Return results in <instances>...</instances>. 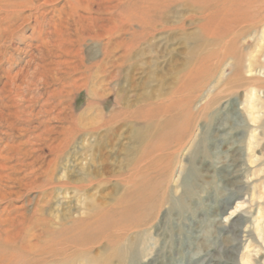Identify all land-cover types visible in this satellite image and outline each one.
<instances>
[{"label":"rangeland","instance_id":"374dc122","mask_svg":"<svg viewBox=\"0 0 264 264\" xmlns=\"http://www.w3.org/2000/svg\"><path fill=\"white\" fill-rule=\"evenodd\" d=\"M24 1L0 0L2 237L31 248L111 204L133 152L164 133L151 231L73 264H264V14L245 22L264 0ZM117 99L139 118L106 149ZM90 175L112 183L80 189Z\"/></svg>","mask_w":264,"mask_h":264},{"label":"bare ground","instance_id":"6f19581e","mask_svg":"<svg viewBox=\"0 0 264 264\" xmlns=\"http://www.w3.org/2000/svg\"><path fill=\"white\" fill-rule=\"evenodd\" d=\"M3 1L6 3L4 10L8 9L7 12L12 11L14 13V12H18L19 10L23 12L22 8H25L26 6L24 5L25 4L24 0L23 1L18 0L15 2H12L13 0L12 1L3 0ZM187 1H190V0H187ZM255 2H258V0H255ZM260 9L264 11V2H263V7ZM251 13L247 14V19L245 20V22L247 21L253 22L251 20L253 19L254 15L264 14L261 11L255 14L253 13L251 14ZM160 24L162 23L156 22L153 24V32L157 31V29L160 27L159 26ZM236 69H237L236 71L238 72L240 71L239 67ZM236 71L234 72V76H233L234 79L239 78V74ZM255 80L261 81L259 79H255ZM261 82L264 83V80ZM251 90L253 91L255 90V88H251L248 91H251ZM227 94H229V92ZM248 94L250 95L249 92ZM123 100L124 99L116 100V106H118L117 107L118 114H116L115 118L113 117L114 119H112L109 122V123H112L113 125L112 126L110 125L111 127L109 126L111 129H110V135L108 136V138L109 137L110 138L106 142V146H105L106 149L107 148L109 149L110 144L114 146L116 145V144H113V140L115 141L116 139L117 140L116 143H117L119 141V138H122L123 134H119L118 131L122 127L127 126L129 119L139 118L138 115L137 116H134L135 114L131 115L127 111V107H125V102L123 103ZM212 102L213 101L211 100V103ZM208 107H209V104L206 101L203 111H206ZM151 114L153 116V108L151 110ZM98 130L99 129L97 128L94 131V133H97ZM99 132H101V130ZM150 138L151 140L150 142H148L147 146L144 147L142 151H139L140 156L136 155L134 153L135 151L133 152L135 156L133 158V161H130L128 165V170L124 172L122 171L120 175L116 177L117 181L114 182L115 185H113V187H114V192L117 194V196L112 200L111 204H108V203L105 204V202L104 203L94 202L92 208L88 211L85 217H80L79 219L74 220L70 224H66V225L62 224V227L58 231L57 230L54 231L53 233H51V235H48L47 237H45L42 242L40 241L34 247L30 246L31 248H26V246L24 248L23 246H17L16 244H12L8 242L9 238L7 241L5 238L2 237V235L8 232L6 233L1 232L0 233V262L1 264H59V263L73 264L74 262L70 258V255L71 256L75 255V253L78 251H84V252L92 251L95 247L100 245L103 241L110 240V242H112L116 239H123L122 238L123 236L127 237L130 234V232L139 230L142 227H144L145 231H148V232L151 231V229L153 228L152 227V224H153L152 223L153 222V180L151 179L152 177L151 174L153 171V160L158 158L159 153L163 154L165 150L169 149L170 145H168V143L171 140H170V137H168L167 134H164V133L161 134L160 138L155 140L154 143H153V134L151 135ZM98 151H99V155H101L102 153L101 149H99ZM89 178L90 179L85 178L86 185L84 184L85 186H83L80 189L84 190L89 184L97 180H98L97 181L98 183L97 185L95 184L97 187H100V186L102 187L103 185L112 183L110 179H108V181L99 180L97 179L98 177H92L91 175L89 176ZM50 181H51L50 183L54 184L53 180H50ZM42 185H47V184L45 183ZM54 189L56 188H53V190ZM165 196L166 195H164V198H163L161 195V198L159 199V201H161L162 199V202H163V200H165ZM2 200H4V198H1L0 196V204H2L1 203ZM20 213L22 214L23 212H20ZM1 222L3 221L1 220V214H0V224H3ZM18 227H21V226L18 225ZM37 237H40V236H37Z\"/></svg>","mask_w":264,"mask_h":264}]
</instances>
